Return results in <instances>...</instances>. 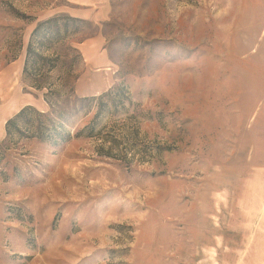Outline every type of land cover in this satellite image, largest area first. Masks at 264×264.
<instances>
[{
    "label": "rangeland",
    "instance_id": "1",
    "mask_svg": "<svg viewBox=\"0 0 264 264\" xmlns=\"http://www.w3.org/2000/svg\"><path fill=\"white\" fill-rule=\"evenodd\" d=\"M75 7L0 0V264H264V0Z\"/></svg>",
    "mask_w": 264,
    "mask_h": 264
},
{
    "label": "crops",
    "instance_id": "2",
    "mask_svg": "<svg viewBox=\"0 0 264 264\" xmlns=\"http://www.w3.org/2000/svg\"><path fill=\"white\" fill-rule=\"evenodd\" d=\"M70 4L79 7H88L91 5H95L98 0H67ZM75 14H70L72 17L82 18L80 13L77 14V10H74ZM79 11V10H78ZM80 51L84 56V63H86L89 70L99 69H109V59L106 53L100 48L97 42H89L86 45L80 46Z\"/></svg>",
    "mask_w": 264,
    "mask_h": 264
},
{
    "label": "trees",
    "instance_id": "3",
    "mask_svg": "<svg viewBox=\"0 0 264 264\" xmlns=\"http://www.w3.org/2000/svg\"><path fill=\"white\" fill-rule=\"evenodd\" d=\"M27 112H32L30 107L28 108H23L21 111H19L11 120L7 121L5 124V132H6V136H10L11 134V129L15 126L17 120L19 121V119L23 118V121L26 119L25 118V113ZM36 114V113H35ZM36 117L39 118L41 117V115L36 114ZM26 123V122H24ZM38 131L42 130L41 127H37Z\"/></svg>",
    "mask_w": 264,
    "mask_h": 264
}]
</instances>
